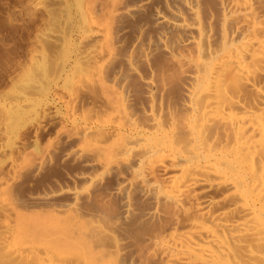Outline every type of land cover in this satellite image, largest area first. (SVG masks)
I'll return each mask as SVG.
<instances>
[{"label":"bare ground","instance_id":"6f19581e","mask_svg":"<svg viewBox=\"0 0 264 264\" xmlns=\"http://www.w3.org/2000/svg\"><path fill=\"white\" fill-rule=\"evenodd\" d=\"M133 1L102 7V28L88 21L89 61L66 91L75 146L59 161L84 171L26 193L25 207L49 210L40 241L12 244L26 239L6 229L0 254L26 264H264V0ZM11 210L0 200V215Z\"/></svg>","mask_w":264,"mask_h":264},{"label":"rangeland","instance_id":"374dc122","mask_svg":"<svg viewBox=\"0 0 264 264\" xmlns=\"http://www.w3.org/2000/svg\"><path fill=\"white\" fill-rule=\"evenodd\" d=\"M109 1L0 0V200L6 208L13 210L12 216L0 215V232L14 228L19 231L17 236L26 239L16 237L12 244L39 242V223L49 211L43 205L33 206L32 202L25 207L29 201L24 199L29 195L26 193L33 195L38 191L42 193L49 186L52 189L54 185H70L69 178L84 171L78 161H59L61 152H66L75 144L74 136H71L73 126L63 116L66 113L63 103L73 75L81 69L80 65L85 67L89 61L87 56H83L85 52L90 55L89 49L93 47V44L92 47L89 44L85 46L87 43L83 42L88 21L102 28L108 19L105 16L108 13L102 7L109 10ZM131 1L127 0V4ZM93 2L104 4H98L100 13L99 10L90 12ZM123 19L127 22L125 17ZM127 37H122L121 42L127 41ZM87 46H90L89 49ZM79 57L82 64L78 61ZM86 103L78 105L81 109L76 106V113L81 115L80 110ZM88 105L83 109L86 113ZM68 131L72 140L66 137ZM79 144L76 142V146ZM44 152L53 153L50 154L53 157V160L50 157L51 165L43 166L42 170L39 169L41 172H32V164L39 160L41 154L45 155ZM20 168L23 169L20 171ZM52 168L58 169V172ZM15 174H19L18 177ZM11 177H16V181ZM16 198L24 201L25 205L13 202ZM0 264L26 263L0 254ZM27 264L37 262L29 259Z\"/></svg>","mask_w":264,"mask_h":264}]
</instances>
